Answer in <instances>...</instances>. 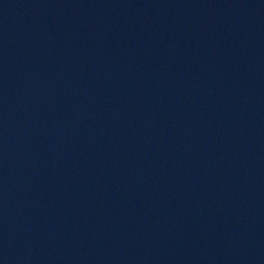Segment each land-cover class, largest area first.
Masks as SVG:
<instances>
[{"label":"water","instance_id":"obj_1","mask_svg":"<svg viewBox=\"0 0 264 264\" xmlns=\"http://www.w3.org/2000/svg\"><path fill=\"white\" fill-rule=\"evenodd\" d=\"M0 264H264V0H0Z\"/></svg>","mask_w":264,"mask_h":264}]
</instances>
